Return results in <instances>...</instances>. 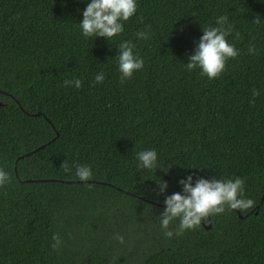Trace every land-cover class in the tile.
Wrapping results in <instances>:
<instances>
[{
	"label": "trees",
	"instance_id": "trees-1",
	"mask_svg": "<svg viewBox=\"0 0 264 264\" xmlns=\"http://www.w3.org/2000/svg\"><path fill=\"white\" fill-rule=\"evenodd\" d=\"M85 3L0 0V264H264V0H137L108 40L80 35ZM221 14L239 52L209 80L184 63ZM123 40L144 64L121 81ZM148 148L166 172L136 168ZM185 173L240 176L253 204L165 237L162 200Z\"/></svg>",
	"mask_w": 264,
	"mask_h": 264
},
{
	"label": "clouds",
	"instance_id": "clouds-1",
	"mask_svg": "<svg viewBox=\"0 0 264 264\" xmlns=\"http://www.w3.org/2000/svg\"><path fill=\"white\" fill-rule=\"evenodd\" d=\"M137 0H86L81 11V19L77 22L80 35L85 38L103 37L106 40L119 35L124 30L123 22L136 14ZM233 32V25L228 16L218 15L215 17L214 25H209L202 30V34L194 43L191 54L187 57L184 67L188 71L199 69L201 76H206L209 80L217 77L224 69L225 62L229 58L238 55L239 49L234 43L228 42L226 37ZM238 36V33L236 34ZM137 40L148 38V33L138 30L135 33ZM135 45L129 40L119 43L116 52L117 71L121 81L129 79L134 71L143 67V58L133 52ZM248 52H254L253 47L248 48ZM104 72H97L93 82L100 83L104 80ZM64 85H71L79 88L81 80L79 78L66 79ZM257 90H253L252 95H258ZM68 171L67 165H63ZM135 166L138 170H155L160 168L166 172L158 162V155L155 149H141L135 153ZM92 175L88 165L75 166V176L81 180H86ZM9 181L8 173L0 168V186ZM182 185L180 191H173L165 195L162 203L164 205L159 213V227L165 237H171L173 231L177 236L186 229L190 230L198 226L201 220L211 214H219L228 209H243L252 206L250 198H244V181L240 176L231 178L216 179L212 176H197L193 181L192 173H185L176 181ZM156 195L167 187V181L162 180L157 183ZM178 221L169 229L170 222Z\"/></svg>",
	"mask_w": 264,
	"mask_h": 264
},
{
	"label": "water",
	"instance_id": "water-1",
	"mask_svg": "<svg viewBox=\"0 0 264 264\" xmlns=\"http://www.w3.org/2000/svg\"><path fill=\"white\" fill-rule=\"evenodd\" d=\"M0 91H1V90H0ZM0 105H1V102H0ZM35 114H37V115H38V114H40V112H37V113H35ZM42 146H43V145H41L40 147H42ZM19 157H20V156H19ZM206 227H208V228H209V227H210V223H209L208 225H206Z\"/></svg>",
	"mask_w": 264,
	"mask_h": 264
}]
</instances>
